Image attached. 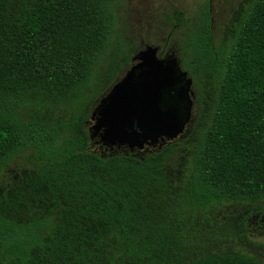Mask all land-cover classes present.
Segmentation results:
<instances>
[{
	"label": "trees",
	"instance_id": "16d2710c",
	"mask_svg": "<svg viewBox=\"0 0 264 264\" xmlns=\"http://www.w3.org/2000/svg\"><path fill=\"white\" fill-rule=\"evenodd\" d=\"M117 1L0 0V174L31 152L0 188V264H261L220 251L231 232L210 214L264 200V0L220 45L206 6L183 36V68L215 90L210 124L177 167L183 137L111 149L91 139L96 105L78 108L114 44Z\"/></svg>",
	"mask_w": 264,
	"mask_h": 264
},
{
	"label": "rangeland",
	"instance_id": "374dc122",
	"mask_svg": "<svg viewBox=\"0 0 264 264\" xmlns=\"http://www.w3.org/2000/svg\"><path fill=\"white\" fill-rule=\"evenodd\" d=\"M249 5L248 0H118L114 44L95 72V81L91 84L92 91L84 93L86 95L77 104L78 108L81 107L79 109L83 110L92 104L96 105L131 68L134 56L149 45L159 47L161 56L174 54L182 64L185 63L187 54L183 36L191 25L196 24L203 7H208L210 11L214 42L220 45L224 39L228 41L231 34L229 27L233 21L242 18ZM174 9L185 13L189 20L186 27L175 28L168 20L167 17ZM129 55L132 61L126 64L125 57ZM190 70L192 68L188 71ZM193 81L195 94L193 116L182 138V141H187V145L170 158L173 167L178 166L186 155L185 151H188L189 143H195L212 118L211 105L215 85L211 80L209 82L201 78L193 77ZM56 110L61 113L67 111L63 105L58 106ZM30 153H22L4 167L0 174V188L10 182L18 168H30L29 165H25ZM210 217L217 229L226 234L231 232V235H224L221 238L220 251L250 255L264 264V200L215 205ZM243 229L245 237L239 238Z\"/></svg>",
	"mask_w": 264,
	"mask_h": 264
},
{
	"label": "water",
	"instance_id": "95a60500",
	"mask_svg": "<svg viewBox=\"0 0 264 264\" xmlns=\"http://www.w3.org/2000/svg\"><path fill=\"white\" fill-rule=\"evenodd\" d=\"M147 46L92 113L91 139L111 149L159 147L185 136L191 124L194 81L174 54Z\"/></svg>",
	"mask_w": 264,
	"mask_h": 264
},
{
	"label": "flooded vegetation",
	"instance_id": "af4514ba",
	"mask_svg": "<svg viewBox=\"0 0 264 264\" xmlns=\"http://www.w3.org/2000/svg\"><path fill=\"white\" fill-rule=\"evenodd\" d=\"M248 1L251 2L252 0H248ZM159 54L161 55V52H159ZM169 144H170V142H166V144L163 146V148L166 147V146H168ZM150 149H151V148L146 147V150L150 151ZM159 149H160V148H159ZM123 150H128V148H123ZM130 151H131V150H130Z\"/></svg>",
	"mask_w": 264,
	"mask_h": 264
}]
</instances>
